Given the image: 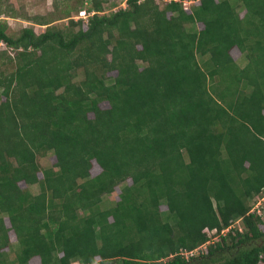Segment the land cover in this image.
<instances>
[{
	"label": "trees",
	"instance_id": "1",
	"mask_svg": "<svg viewBox=\"0 0 264 264\" xmlns=\"http://www.w3.org/2000/svg\"><path fill=\"white\" fill-rule=\"evenodd\" d=\"M86 1L0 22V264H264V0Z\"/></svg>",
	"mask_w": 264,
	"mask_h": 264
},
{
	"label": "rangeland",
	"instance_id": "2",
	"mask_svg": "<svg viewBox=\"0 0 264 264\" xmlns=\"http://www.w3.org/2000/svg\"><path fill=\"white\" fill-rule=\"evenodd\" d=\"M158 5L162 6V0H156ZM55 4V5H54ZM87 6L86 0H0V22H5L6 28L5 32L7 34H10L12 36H15L20 28L25 26H30L35 33L41 32L45 26H56V27H63L66 25L68 18H72V20H80L82 22V25L84 27V24L86 22V16L87 13L84 12L83 16H79L80 13H78L80 10H83L84 7ZM125 3L124 0H103L102 3V10L99 11V14H109L110 12H113L117 10L120 7H124ZM241 4L236 2V9L237 11L241 10ZM90 12L89 14H91ZM242 12L240 11V14ZM41 15L44 16L46 20L44 21H50L49 23L45 25L36 24L33 22L32 17ZM70 15V16H69ZM198 28L201 27V24H196ZM76 28V27H75ZM74 28V29H75ZM0 50H6V52L10 55H13V51L5 46V44L2 42L0 43ZM230 54L232 58L235 60V62L242 66L244 64V61L242 60V56L239 55L238 50L235 47H232L230 49ZM139 63V61H138ZM110 75H113V72L109 73ZM81 77V73L77 71V74L74 79H79ZM2 97H0V100ZM101 107H106L105 102L100 103ZM36 160L40 167H49L54 163V157L51 155L50 152H45L39 155H36ZM98 172V168L96 164L93 162L92 167L90 168V174L94 175ZM37 176L40 178V173L37 174ZM127 183H129V180H126ZM19 186L23 189H27L32 193H36L38 191V186L35 184L28 185L23 182H19ZM119 188L115 187L114 190L109 193L102 196L100 206L101 207H107L109 205L113 204V201L117 199ZM160 211L165 210L164 205L159 206ZM262 230H264V224L260 226ZM215 238V237H214ZM213 239V238H211ZM14 236L11 232H9V242L14 245ZM5 251H7L9 254V258H12V253L8 251L7 248H4ZM29 264H39V260L37 257H32L29 260ZM75 264V263H73Z\"/></svg>",
	"mask_w": 264,
	"mask_h": 264
},
{
	"label": "built area",
	"instance_id": "3",
	"mask_svg": "<svg viewBox=\"0 0 264 264\" xmlns=\"http://www.w3.org/2000/svg\"><path fill=\"white\" fill-rule=\"evenodd\" d=\"M189 2H190V1H182V7H183V8H186V7H187V4H188ZM78 13H80L79 16H83V15H84V11H83V10H80ZM0 43H2V41H0ZM263 200H264V194H263L260 198H258V199L256 200V202L254 203V205H253L252 208H256V206L259 205V203H260L261 201H263ZM222 231H223V230H222ZM200 248L202 249L203 246H200ZM196 252H197V249H193V250H189V251H184V250L180 251V253H181L184 257H187L188 255H192V254H194V253H196Z\"/></svg>",
	"mask_w": 264,
	"mask_h": 264
}]
</instances>
